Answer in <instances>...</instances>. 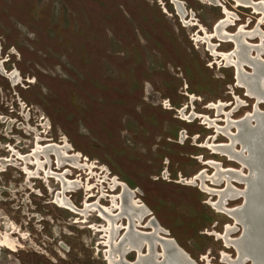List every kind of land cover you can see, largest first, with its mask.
I'll list each match as a JSON object with an SVG mask.
<instances>
[{
  "label": "rangeland",
  "instance_id": "obj_1",
  "mask_svg": "<svg viewBox=\"0 0 264 264\" xmlns=\"http://www.w3.org/2000/svg\"><path fill=\"white\" fill-rule=\"evenodd\" d=\"M225 10L232 15L227 33H264L263 15L235 0H0V244L6 236L13 242L0 245V264H108L106 238L96 228L107 223L99 212L84 217L56 201L63 186L53 174L66 170L68 180L80 176L95 186L91 198L84 187L66 192L74 208L96 203L100 189L106 195L100 205L111 207V196L122 194L121 187L111 191L117 177L150 210L138 230L153 232L145 227L153 219L165 230L160 237L176 241L196 264H227L223 253L236 259L235 248L217 235L236 226L230 236L237 239L242 226L214 208L218 195L197 179L203 171L213 177L218 164L248 175L247 167L210 148L231 141L225 114L234 111L232 122L243 119L256 103L238 86L236 69L209 46L228 53L233 42L197 40L214 34ZM237 99L243 105L234 110ZM219 104L225 113L217 114ZM259 108L264 112L263 102ZM65 142L70 155L88 158L93 175L58 168L56 155L44 152L38 178L28 177L24 167H38L37 145ZM204 186L221 191L226 182L207 179ZM243 202L229 201L227 208ZM137 255L125 258L133 262Z\"/></svg>",
  "mask_w": 264,
  "mask_h": 264
},
{
  "label": "bare ground",
  "instance_id": "obj_2",
  "mask_svg": "<svg viewBox=\"0 0 264 264\" xmlns=\"http://www.w3.org/2000/svg\"><path fill=\"white\" fill-rule=\"evenodd\" d=\"M235 1L239 5H244L246 7L253 8L255 13H261L263 17H261L260 23L264 21V2L255 3L252 0H235ZM179 5L180 4H177V6ZM226 10H225V14L227 17L225 20L223 19L217 24V26H215L214 34L208 35L209 33L208 34L206 33V35L204 34L205 37L203 38L198 37L197 40L201 39L202 41H207L208 43H210L211 39L216 37L221 42L227 41V40L230 42H233V44L235 45V49L232 52H228V53H217L216 52L217 46H214V45H209V46L212 50V53L215 56H220L222 60L225 61L226 66H231L236 69V80H237L238 86L245 87L247 89V95L249 97L255 98L256 100V103L254 106L255 107L254 113H248L246 117H244L243 119L241 118L240 120L232 122L230 121V116L232 112L234 111L225 114L227 116V119H225L227 122L226 129H228L226 134L229 137H231V134L229 133V130L231 127L234 126L237 128L240 123L244 124V121H247V120L249 121L248 122L249 125H251L250 123L255 118H263L262 115L264 112H259L258 110H260L259 104L262 102L264 103V59H263L264 33H262L260 29L259 30L257 29L255 31L244 32L242 31V28H240V32L238 34L227 33L226 28L229 24L232 23L231 21L232 15L228 13ZM255 37H260L261 44L259 43V45H253V44L248 43L249 39H254ZM254 50L257 51V54L255 57H251V53ZM244 66H249L253 69V73L255 74L254 76L256 78L255 80L250 78L252 74L245 71ZM247 74H249V76ZM10 77H11V80L15 83L20 81V78L18 75H14ZM242 105H243V102L237 99L236 108L234 110H236ZM215 108L217 109V114L225 113L224 105L219 104L218 106L216 105ZM254 124H255V121H253V125ZM217 129L219 130L220 128L217 127ZM222 129L221 131H223ZM241 130L247 135L249 142H250L253 139L252 138L253 134H251L253 132L249 128H247L245 125H243V128H241ZM67 143L68 142H65V145L63 144V146H57V145L52 144L50 146H47L46 148L37 145L38 146L37 149L34 150L32 154L35 157L34 163L38 167H37V170L33 172L28 170L29 167L28 168L24 167V170L27 173L28 177L36 178L38 176V171L43 169V166H44V163L40 162L39 156L45 153L46 154L50 153V152L56 155L57 157L56 164L58 165V168L69 166L70 168H76L80 170L85 169V170H89L90 172L89 175H93L92 173L93 164H90L88 161V158L84 157L80 152L70 155L69 150H72V146L68 145ZM210 148L215 152H220V153H223L224 155H227L230 158V160L239 162L240 164H242L243 167H246L247 165L246 163L247 161H245L247 159L246 158L247 156L244 157L243 155H241L239 150L234 149L233 144L231 145V147H229V144H221V145H212L210 146ZM23 159L25 158L23 157ZM242 170L241 169L240 170L223 169L221 167V164H218L216 165V172L213 177L211 176V178H208L206 175L197 177V179L200 178L202 180V186L204 187V189L209 190L212 194L216 193L218 195L219 200L213 204L214 208L219 212L227 213L229 217L235 220L236 224L239 223V220L236 217V213H238L240 210L243 209L242 208L243 204L233 209H228L227 204L229 201H234L239 198L244 199L243 193L246 190H239L233 185V183H244L246 185L245 178H247V175H245ZM49 174L50 173L48 172L45 173V178H48ZM68 174H70V170H66L62 174H53L55 178L58 180V182H60L63 186L62 197L57 195L56 201L61 207H64V206L69 207L71 210L79 212V214H81L84 217H87L89 215L88 213L91 211L99 212V216L106 221L107 228L106 226H102L101 228L99 226L98 227L95 226V227L101 230L104 233V237L106 238V240L104 241V244L107 246L108 250L105 253L106 255L105 260L107 261L108 264H136L135 261L129 262L125 258V255L132 251H136L138 253V259H139L138 264H189V263L196 264V262H194L189 257V255L185 253V251L182 250L180 247L179 248L185 253L184 254L185 258L186 260L189 261V263L186 262L183 255L181 256V254L176 249L174 250L172 249L173 248L172 244L175 245L174 242L176 243V241L160 237V233L165 232V230L161 228L159 224H157L156 221H154L153 219L150 220L148 224L145 226V227L152 228L153 232H143V231L138 230V228L142 226L144 219L147 218L148 215H150V210L144 204H140L139 201H137L134 198L135 193L127 186V184L120 182V180L117 177L113 179V184H111V188H112L111 191L115 190L118 187H121L122 194L119 196L117 195L111 196V200H110L112 203L111 207L106 208L100 205L101 204L100 200L104 199L106 196L105 192L102 189H100L101 194L99 195L96 203L91 204L88 201H86L84 209L78 210L74 208L73 206H71L70 202L66 200L67 199L66 192L68 191L76 192L77 190L81 189V187L82 188L84 187L86 188L87 193H89L87 194V196L91 198V197H94V194L91 195V191L95 188V186H92L91 183L89 182L88 183L86 182L87 184H85L80 179V176L75 181L68 180L67 179ZM203 174H204V171H203ZM207 179L211 180L212 183L214 184H219L225 181L226 188L221 191L210 190L208 187L204 186L205 180ZM195 180L196 178L195 179L193 178L191 181L189 180V182L195 183ZM193 186H196V185L193 184ZM117 211L119 213L114 214V212L116 213ZM121 219L128 220V225L126 226L124 224L123 225L118 224V223H121V222H118ZM131 224L133 225L135 235L129 234V227ZM123 228L127 230V235H124L118 242L116 238L118 237L119 231ZM236 231H237L236 226L234 227L227 226L226 233L224 235H217V237L223 238L226 247H233L235 248L237 252L236 259H231L228 255L223 253V260H225L227 264H246L247 262L245 261H247V259H243V257L241 256V253H242L241 248H243L242 244L240 243L241 235L237 239H233L230 236L232 233ZM162 241H168L170 243L165 242L163 244ZM1 243L2 244L0 245L2 246H6V245L11 246L13 244L9 236L8 237L6 236L4 241H2ZM159 247L162 248V252L158 251ZM144 248H147V253H142V250ZM258 264H262V263H258Z\"/></svg>",
  "mask_w": 264,
  "mask_h": 264
},
{
  "label": "water",
  "instance_id": "obj_3",
  "mask_svg": "<svg viewBox=\"0 0 264 264\" xmlns=\"http://www.w3.org/2000/svg\"><path fill=\"white\" fill-rule=\"evenodd\" d=\"M176 3L180 4L179 2ZM251 74L252 76L250 78L255 80L256 78L252 68ZM247 75L249 76V74ZM262 117L255 118L254 125H249L248 120L244 121V124L240 123L237 127V133L231 135V141L229 142V147L233 144L234 149L239 144L240 154L244 157L247 156L245 161H247L248 179L245 178L246 187L244 190L246 191L243 193V209L236 213V217L239 220L238 224L242 226L240 243L243 248H241V256L243 259H247L245 262L250 261V264H264V113ZM243 125L253 132L251 133L253 134V139L250 142L247 135L241 130ZM202 175L203 173L199 176ZM129 234L135 235L132 224L129 227ZM125 235H127V230ZM165 242L170 243L168 241H162L163 244ZM174 244H172V249H176L185 258V253L179 248L177 243L174 242ZM186 262L189 263L188 260ZM135 263L138 264L139 259Z\"/></svg>",
  "mask_w": 264,
  "mask_h": 264
},
{
  "label": "flooded vegetation",
  "instance_id": "obj_4",
  "mask_svg": "<svg viewBox=\"0 0 264 264\" xmlns=\"http://www.w3.org/2000/svg\"><path fill=\"white\" fill-rule=\"evenodd\" d=\"M178 245V244H177ZM179 246V245H178ZM138 259V255H137V257H136V259H135V261Z\"/></svg>",
  "mask_w": 264,
  "mask_h": 264
}]
</instances>
